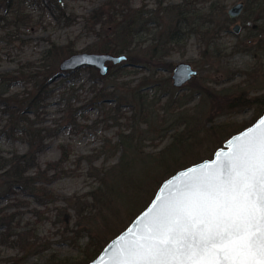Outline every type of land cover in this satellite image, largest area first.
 <instances>
[{
	"label": "rangeland",
	"instance_id": "rangeland-1",
	"mask_svg": "<svg viewBox=\"0 0 264 264\" xmlns=\"http://www.w3.org/2000/svg\"><path fill=\"white\" fill-rule=\"evenodd\" d=\"M22 1L28 23L0 27V77H18L2 99L13 106L11 112H20L28 121L18 124L15 114L5 113L0 104V154L14 159L39 150L35 166L25 176L33 178V183L25 184V189L16 186L10 193L0 177V264H48L53 257L74 261L90 243H97L99 236L109 238L114 230L129 226L136 204L132 200L146 199L154 184L144 181L138 189H123L126 198H115L111 206H104L109 201L98 193L102 205L95 208L90 193L102 188L108 171L124 154H134L136 170L141 171L145 164L140 153L156 154L169 146L174 130L164 129L182 118L195 116L201 126H247L254 120V107L234 111L226 107L234 98L264 94V0H130V9L139 10L142 21L148 23L136 36L135 54L155 47L164 48L166 54L158 62L156 58L149 69L132 66L125 53L126 63L110 67L104 77L92 68L61 73L60 64L72 56L66 50L109 53L102 50L113 39L115 24L108 20L105 25L94 24L89 18L111 0H62L65 17L47 0ZM123 1L116 0L118 4ZM238 3L245 5L242 15L229 19L228 10ZM177 6L179 15L174 11ZM123 9L118 5L110 13L121 19ZM225 18L229 19L227 26L223 25ZM236 24L241 26L239 34L232 31ZM168 33L173 35L171 40ZM54 45L63 48L58 56ZM181 63L190 65L196 75L176 88L173 71ZM168 65L174 69L168 70ZM96 75L101 78L97 83ZM39 88L42 100L29 109ZM170 96L187 102L182 108L188 110L186 114H165L162 108ZM141 101L144 111L148 110L144 114L150 122L147 125L141 124ZM189 109L193 111L189 113ZM132 132V151H125L119 136ZM202 142L208 140L202 137ZM75 199L88 203L81 220L78 213L82 206L78 209ZM1 213L6 215L8 231L1 228ZM64 220L69 230L63 229ZM21 234L30 239L18 246Z\"/></svg>",
	"mask_w": 264,
	"mask_h": 264
},
{
	"label": "snow or ice",
	"instance_id": "snow-or-ice-1",
	"mask_svg": "<svg viewBox=\"0 0 264 264\" xmlns=\"http://www.w3.org/2000/svg\"><path fill=\"white\" fill-rule=\"evenodd\" d=\"M145 214L116 264H264V128Z\"/></svg>",
	"mask_w": 264,
	"mask_h": 264
},
{
	"label": "trees",
	"instance_id": "trees-1",
	"mask_svg": "<svg viewBox=\"0 0 264 264\" xmlns=\"http://www.w3.org/2000/svg\"><path fill=\"white\" fill-rule=\"evenodd\" d=\"M50 5H52L60 16L65 17L64 8L61 7L55 0H47ZM122 5L124 7L121 15V19H115V14H111L110 11L114 10L115 6ZM105 7V9H104ZM248 8V7H247ZM246 8V9H247ZM0 10H3V16L0 17V27L3 26V28H7L10 26L19 27L21 25H25V23H28L29 16H25L24 14V2L22 0H0ZM174 11L179 15L180 13V6H177L174 8ZM173 11V12H174ZM139 10H132L130 9V0H125L121 4H118L116 0H111L107 2L104 6H102L100 9L95 10L89 18V21L91 20L94 24H102L105 25L108 20L111 22L110 24H115V29L113 31V39L109 44L102 50V52H109V53H115L116 55L119 54H129V60L131 62L132 66L142 65L144 67H147L149 69L153 68L152 64L153 61L157 58L156 62L160 61L161 56H164L167 50H164L162 47H155L152 50H146L142 53V55H139V53L135 54V39L138 34L145 29L146 21H142V16L139 15ZM172 12V13H173ZM10 17L9 19H6V17ZM6 16V17H5ZM224 26H227L229 19L225 18ZM108 22V23H109ZM2 24V25H1ZM171 33L167 34V38L171 40ZM62 47L53 46V50L55 51V55L58 56L61 53ZM68 53L67 55H73L75 54L72 50H66ZM168 70H173L172 65L167 66ZM12 77V83L15 84L17 82L18 77L16 75L10 74L5 75ZM96 83L97 81L101 80V78L95 77ZM43 88V87H42ZM203 90L211 93L212 91L206 90L204 88ZM201 90L200 93H206L205 91ZM5 93V92H4ZM41 88H39L37 97H34V99L29 103V109L35 108V106L42 100L40 96L42 95ZM3 93L0 94V104H3L5 106L4 112H10L12 114H17L19 117H16L13 115V118H16V122L18 124H24L28 119L24 118L20 112L13 111L11 112V109L13 106L10 105L9 102L6 101V99H2ZM5 100V101H4ZM143 102V101H141ZM232 104L228 105L226 107L227 111H234L236 109H240L243 106H249L254 107L257 110L256 117L249 125H243L238 126L237 124H230V123H224V124H215L211 123V125L203 124L202 126L198 123L196 120L197 117L190 116L188 118H182L176 123H172L170 127H167L164 129V131H173V138L169 146L161 150L159 153L156 154H144L140 153V158H142V155H144V164L145 168L141 171L136 170L135 161L136 159L132 157L134 154H124L120 161L114 165L110 171H108V175L106 179L102 182V185L98 191H93L90 193L89 196H92V202L94 201L95 208L100 207L101 202L100 198L98 197V193H101L104 197H107V200L109 202H105L104 206H111L112 201L116 202L117 200L115 198L124 197L126 198L127 192H129V189H138L143 184L144 181H146V184L153 182L154 184L150 188V192L146 199L133 201L132 204L136 203L133 207L130 214L133 212V218L131 221H133L142 211H144L148 205L151 203L153 198L155 197V194L157 193L159 187L162 185V183L176 174L178 171L188 168L192 165H195L197 163H200L204 160L211 159L214 155V153L221 147H223V144L233 135L243 131L247 127L251 126L253 123H255L259 117H261L264 113V94L258 95L253 98H234L232 99ZM187 102H183L182 99H174V97L170 96V99L168 100V103L162 108L167 115V113H177V114H186L188 111L187 109L182 110L183 104ZM143 107L142 116L144 118V121H142L141 124H149L147 117H145V112L148 110H145V103L143 102L141 104ZM10 110V111H9ZM187 110V111H185ZM193 111L189 109V113ZM155 115H157V119L159 118V113L155 111ZM152 121H155L153 119ZM18 124H14L16 127ZM140 124V125H141ZM165 124V123H164ZM205 125V126H204ZM184 126L183 130L179 133V127ZM15 131V129H13ZM136 131V128H135ZM27 134V137H31L32 134ZM135 136V132H132L127 135L120 134V140L119 144L122 146H125V151L131 152L132 149L130 144L132 143ZM202 137H205V139L208 140V143L202 142ZM211 137L212 139H208ZM145 139H148V137H145ZM213 145L211 148L210 146ZM39 149H35V151L32 153H27L25 155H22L20 157H15L14 159H5L0 154V172L4 171L0 177H2L7 182V191L12 192V188L16 186H21L22 189H25V184L27 183H33V178L31 177H25L28 169L30 167L35 166V155L38 153ZM148 170V172H147ZM146 178V179H145ZM108 179V182L106 180ZM108 185V186H107ZM31 186V185H30ZM123 187V188H122ZM133 187V188H132ZM123 189H127V192ZM27 190V187H26ZM128 194V193H127ZM152 194V195H151ZM99 195V196H101ZM151 195V197H150ZM119 200V199H118ZM71 201V200H70ZM75 203L78 206H82V209L80 210L79 207V219L81 220L84 218V209L87 206V202H81L80 199H75ZM119 203V202H118ZM91 205V204H90ZM138 210V211H137ZM78 211V210H77ZM65 212V210H64ZM62 214V213H61ZM60 214V215H61ZM3 222L1 223V228H5L6 231L9 230L8 225L5 224L6 215L1 213ZM61 224L63 226L64 230H69V225L66 220L61 221ZM131 224V223H130ZM78 226L82 225L81 223H77ZM128 226H126L121 231H113L112 228L108 229V234L110 232L111 235L109 238L107 236L97 238V243H90V245L83 251V255L78 260H68V259H57L55 257L51 258L48 262V264H90L106 247V245L115 237H117L121 232H123ZM87 229H84L82 231H85ZM89 232V231H88ZM24 234H21L18 238L20 245L21 241H27V238L30 236H23ZM80 233L77 234L79 236ZM30 239V238H29ZM4 243V241H2ZM95 244V245H94ZM31 244L29 243L28 246ZM94 245L93 251L91 252V247ZM24 248V247H23Z\"/></svg>",
	"mask_w": 264,
	"mask_h": 264
},
{
	"label": "water",
	"instance_id": "water-1",
	"mask_svg": "<svg viewBox=\"0 0 264 264\" xmlns=\"http://www.w3.org/2000/svg\"><path fill=\"white\" fill-rule=\"evenodd\" d=\"M55 1L59 5L62 4V0ZM244 8L245 5L243 3L236 4L228 10V17L232 20L238 19L242 15ZM232 31L235 34H239L241 26L236 24ZM127 59V56L123 54L115 56L110 53H78L65 59L60 64V71L61 73L75 72L83 68H92L98 70L100 76L104 77L108 74L110 67L126 63ZM195 75L196 72L190 65L184 63L177 65L173 71L172 77L174 87L182 88L190 82ZM262 128H264V113L254 124L230 137L224 143L223 147L219 148L214 153L211 159L204 160L188 168L182 169L165 180L148 207L142 211L122 233L111 240L90 264H116L117 253L128 241L138 235V229L145 214H150L154 210V206L159 205L161 201L167 199L170 192L174 189L183 187L184 183L193 175V169H196L199 172L200 170L214 168L220 159H223L226 155L231 154L235 150L234 146L237 143V138L242 139L246 135L252 134L254 131H259Z\"/></svg>",
	"mask_w": 264,
	"mask_h": 264
},
{
	"label": "flooded vegetation",
	"instance_id": "flooded-vegetation-1",
	"mask_svg": "<svg viewBox=\"0 0 264 264\" xmlns=\"http://www.w3.org/2000/svg\"><path fill=\"white\" fill-rule=\"evenodd\" d=\"M12 85H14L12 83V77L5 76V75L1 76L0 77V94L3 93L2 96H5V94H7V92L9 91V88L12 87Z\"/></svg>",
	"mask_w": 264,
	"mask_h": 264
}]
</instances>
